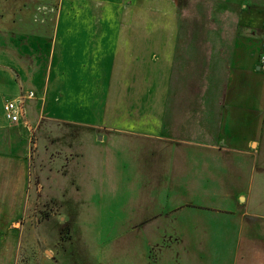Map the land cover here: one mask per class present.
Wrapping results in <instances>:
<instances>
[{"label": "rangeland", "instance_id": "1", "mask_svg": "<svg viewBox=\"0 0 264 264\" xmlns=\"http://www.w3.org/2000/svg\"><path fill=\"white\" fill-rule=\"evenodd\" d=\"M95 1L104 4L97 8ZM117 1L0 0V52L5 54L0 53V58L6 67L13 66L14 51L26 53L25 63L29 64L28 46L34 43L29 44L21 32L38 35L55 18H61V23L65 19L83 23L99 16L109 21L123 17L146 21L149 42L144 46L149 47L145 51L148 54L130 66L131 74L122 77L124 82L141 79L156 83L164 63H153L156 43L160 58H164L171 49L170 45L163 46L165 39L173 36L175 40L171 85L164 92L163 111L157 120L160 128L151 122L121 121L125 116L154 117L151 111H144L150 101L148 95L137 99L125 92L119 97L120 121L111 132L122 134L107 136L109 132L101 131L94 146L85 141L81 146L61 135L83 134V139L87 132L82 129L46 125L33 132L23 155L27 176L23 201L19 202V192L15 199L12 193L7 194V183L0 185V197L5 193L8 197L0 200V264L222 263V257L217 260L205 253L192 254L190 235L173 230L179 233L178 229L205 226L206 216H212L205 206L216 203L223 210L235 208L224 200L201 201L202 195L237 188L240 190L236 192L252 194L253 199L264 194L263 177L257 175L248 186L252 157H232L231 162L238 163L241 176L247 179L239 187H228L217 184L216 176L231 183L232 171L224 169L204 148L216 142L209 137L210 132L221 133L223 127L224 133L257 132L259 114L239 113V122L231 125L230 120H221V111L229 76L236 80L243 73L241 79L249 89L234 95L243 102L241 96L253 92L255 80L247 73L254 63L264 66V0H123L120 6ZM112 29L105 33H113L115 27ZM120 29L114 32L120 33ZM158 29L167 34L158 35ZM87 30L75 34L86 35ZM53 33L61 35L62 27H55ZM31 41L35 42L33 38ZM41 44L44 51L46 43ZM71 66L82 68L81 63ZM5 84L3 99L16 98V80L14 83L7 74ZM69 85L72 88V83ZM124 111L130 115L122 116ZM50 129L52 133L47 132ZM76 149L84 155L81 160L75 158ZM67 157L75 159L66 166L62 158ZM187 200L189 203L184 202ZM257 203L250 202L249 209L264 211V203ZM214 216L225 222L219 224H229L233 229L231 221L226 223L228 215Z\"/></svg>", "mask_w": 264, "mask_h": 264}, {"label": "crops", "instance_id": "2", "mask_svg": "<svg viewBox=\"0 0 264 264\" xmlns=\"http://www.w3.org/2000/svg\"><path fill=\"white\" fill-rule=\"evenodd\" d=\"M122 1H117L116 4L120 6L119 4ZM94 3L98 4L97 8L104 4L101 1H95ZM16 21L15 25L19 20L17 23ZM20 21L22 23V20ZM145 22L142 19L131 17L109 21L100 16L91 20H84L83 23L80 20L66 19L61 23V18L50 19L40 34L31 33L28 35L27 31H22V34H20L26 39L28 38L27 42L29 44L34 43L32 46H28V50L31 51L29 64L25 63V60H27L26 53L14 51V61L11 67H6L7 64L0 58V102H2V111L3 105L7 101L3 99L7 74L14 83L16 80L18 85L17 94L14 96L16 98L10 100H21L18 122L9 123L4 116V119L0 117V185L7 183V187L10 189L7 194L12 193L11 196L14 197L12 199H15L17 196L14 194L19 192L21 194L19 202L23 201V189L24 185L27 184V176L24 172L26 167L23 164L26 163V160H24L23 155H26L29 143L34 135L33 132L38 128H44L46 125L51 126V128L58 126L62 128L63 125L68 128L82 129L87 132L84 133L85 138L83 139V134L74 135L73 133L65 136L61 135V137L72 138L73 143L86 142V144L94 146L96 137L101 131L109 132L105 133L107 136L122 134L111 132L115 128V124L120 121L119 107L121 103H119V97L125 92L130 93L131 96H136L137 99L148 95L150 101L145 104L144 111H151V113H154V117H150L151 120H149L148 117L136 119V117L125 116L121 119L123 123H141L144 121L147 124L151 122L153 125H157L156 128L161 127L157 124V120H159L158 116L163 111L162 99L164 92L167 93L171 85L175 56L174 37L172 36V39H165L164 41L163 46L165 45V48L166 45L171 46L166 55L167 57L160 58L159 48L157 50L158 43H156L153 63L156 66L160 61H164V63H161L162 73H158L159 79L156 83L151 80L143 82L141 79L130 82L122 80V77L126 79L131 74L132 67L130 66H133L134 62L139 63L137 61H141L144 55L148 54L145 51H148L149 47L144 46V44L149 42L147 37L149 29ZM70 26L75 27V30L71 29ZM112 26L115 27V30L120 26V33H115V30L110 33L113 30ZM55 27L57 30L62 27L61 35L53 33ZM106 27L108 28L105 29ZM79 30H87L89 33L86 35L75 34ZM108 30L110 32L105 33ZM163 30L158 29L156 33L164 36L167 33H164ZM47 31H52V33H45ZM68 31L72 32L68 33ZM168 35L171 36V34ZM32 38L35 42L31 41ZM38 39H40V42H38ZM41 42L46 43L44 51H42ZM43 54L45 58H43ZM1 55L5 56L4 53H1ZM79 63L82 64V68L73 69L71 66ZM61 64L64 65V68H60ZM256 67H258V63H254V68L247 73L255 80L252 83L253 92L247 97L245 95L241 96L244 97L243 102L234 99V95L238 96L241 90L249 89L247 85L244 86L245 82L241 79L243 73L240 74V72L236 80L235 76H229L223 97L221 120L225 122L230 120L232 125L239 122L237 117L239 113L259 114L256 117L259 125L257 132L234 133L230 130L232 133H224L226 127H223L221 133L210 132L211 136L209 133H205L207 134L206 137L209 135L216 142L204 148L212 153L215 160L221 161L224 169L232 171L229 174V180L232 179L231 183L230 181L226 182V177L222 178L217 175V184L226 186L232 184L239 187L241 182L247 179V176H241L242 172L238 163L231 162L232 157L235 156L239 159L249 158V156L254 159L250 165L248 186L251 185V181L253 182L257 175L263 177L264 180V133H262V126L264 127V70H256ZM232 78H234L233 81ZM69 83H72V88ZM26 87L29 88L26 89ZM29 92H32L34 97L28 98L27 93ZM28 101L27 108H24L25 102ZM33 101L34 103H32ZM133 112L136 115L142 114L136 111ZM123 115H130V113L125 114L124 111ZM26 125L29 129H25ZM47 132L52 133L51 129ZM43 134L47 135L48 133ZM77 144L76 148L79 146ZM77 157L81 160L84 155L76 149L75 158ZM259 157H261V161L257 162ZM75 158H62V161L67 166ZM212 180L214 183L213 178ZM207 183L210 185L209 182ZM236 190L240 189L237 188ZM236 190L232 192L227 190L218 194L214 192L212 195L201 196V201L216 202L224 200V202H230L228 204L235 205L234 209L223 210L217 207L216 203L205 206L206 212L212 213V216H206L205 222L207 224L205 226L194 225L190 227V231L188 228L178 229L179 233L176 232L177 229L173 231L176 234L190 235L191 244L194 248L191 250L193 251L192 254L201 255L205 253L206 256L217 260L218 257L224 259V261H220L222 263L213 261L211 264H264V211L249 209L252 201L258 202V205L263 204L264 194L257 195L253 199L252 194L246 195L236 192ZM246 193H249V190ZM5 194H2L0 200L8 199ZM184 202L189 203V200ZM220 214L228 215L226 223L231 221L234 224L232 225L233 229L229 224H219L225 223L221 219L215 220L214 215ZM226 255L227 259L225 258Z\"/></svg>", "mask_w": 264, "mask_h": 264}, {"label": "built area", "instance_id": "3", "mask_svg": "<svg viewBox=\"0 0 264 264\" xmlns=\"http://www.w3.org/2000/svg\"><path fill=\"white\" fill-rule=\"evenodd\" d=\"M261 64L264 65V55L261 57ZM28 98L34 97L32 92L27 93ZM21 100H8L3 105V114L9 123H16L20 119Z\"/></svg>", "mask_w": 264, "mask_h": 264}, {"label": "water", "instance_id": "4", "mask_svg": "<svg viewBox=\"0 0 264 264\" xmlns=\"http://www.w3.org/2000/svg\"><path fill=\"white\" fill-rule=\"evenodd\" d=\"M260 69L264 70V66L263 67H256V70H260ZM21 115H22V113H21Z\"/></svg>", "mask_w": 264, "mask_h": 264}]
</instances>
